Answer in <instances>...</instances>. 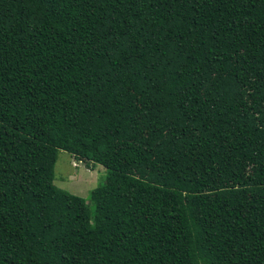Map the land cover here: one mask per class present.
<instances>
[{"label": "trees", "instance_id": "trees-1", "mask_svg": "<svg viewBox=\"0 0 264 264\" xmlns=\"http://www.w3.org/2000/svg\"><path fill=\"white\" fill-rule=\"evenodd\" d=\"M0 264H264V0H0Z\"/></svg>", "mask_w": 264, "mask_h": 264}, {"label": "rangeland", "instance_id": "rangeland-1", "mask_svg": "<svg viewBox=\"0 0 264 264\" xmlns=\"http://www.w3.org/2000/svg\"><path fill=\"white\" fill-rule=\"evenodd\" d=\"M107 172L98 164L78 162L63 151H59L53 168V184L72 195L83 198L91 204L90 193L104 183Z\"/></svg>", "mask_w": 264, "mask_h": 264}]
</instances>
